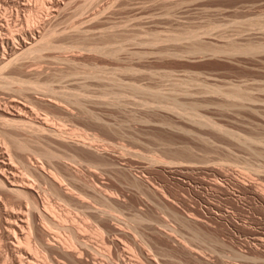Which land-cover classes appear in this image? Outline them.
Masks as SVG:
<instances>
[{
  "label": "rangeland",
  "instance_id": "rangeland-1",
  "mask_svg": "<svg viewBox=\"0 0 264 264\" xmlns=\"http://www.w3.org/2000/svg\"><path fill=\"white\" fill-rule=\"evenodd\" d=\"M39 30L54 32L52 47L9 63ZM0 55V112L21 114L15 129L0 118L2 138L77 156L19 153L40 176L33 200L67 225L46 214L56 225L43 232V219L19 214L26 199L0 189V264H264V0H0ZM47 171L62 195L79 187V205L50 195ZM28 218L37 254L16 242ZM65 237L77 241L68 255Z\"/></svg>",
  "mask_w": 264,
  "mask_h": 264
},
{
  "label": "bare ground",
  "instance_id": "bare-ground-1",
  "mask_svg": "<svg viewBox=\"0 0 264 264\" xmlns=\"http://www.w3.org/2000/svg\"><path fill=\"white\" fill-rule=\"evenodd\" d=\"M41 1V0H40ZM43 1V0H42ZM72 1V0H71ZM9 2V1H8ZM48 2V1H47ZM20 3V2H19ZM28 3V2H27ZM30 3V2H29ZM58 3V2H57ZM26 4V3H25ZM43 3H41V5H42ZM55 6V5H54ZM73 6V5H72ZM50 7V6H49ZM66 7V6H65ZM45 8H47V7H45ZM27 10V9H26ZM83 10V9H82ZM44 11V10H43ZM42 11V12H43ZM48 11V10H47ZM55 11V10H54ZM3 13V12H2ZM41 13V12H40ZM45 13V12H44ZM84 13V12H83ZM42 15V14H41ZM54 16V15H53ZM4 17V16H3ZM19 17V16H18ZM86 17V16H85ZM40 18H42V17H40ZM3 19V18H2ZM28 20V19H27ZM9 21V20H8ZM30 23V22H29ZM11 25V24H10ZM88 25V24H87ZM50 27V26H49ZM43 29V28H42ZM44 30V29H43ZM48 30V29H47ZM17 31V30H16ZM40 31V35H39V37L36 39V38H34V42H32V43H28L30 46H26V48H25V50H22V52L21 53H16V51L14 52V53H9L11 56L12 55H16L14 58H16V59H11V60H9V63H12L14 60H17V57L18 58H20L19 56H24V54L26 53V55H28V53L30 54H34V55H40V53H41V51H43L44 49H48V48H50V47H52V44H51V37L54 35L53 33L54 32H52V31H48V33L47 32H45V33H43L42 34V31L41 30H39ZM46 31V30H45ZM14 32V31H13ZM12 32V33H13ZM96 33V32H95ZM108 33V32H107ZM19 34V33H18ZM21 34V33H20ZM24 34V33H23ZM86 34V33H85ZM88 34V33H87ZM65 35V34H64ZM14 36H15V34H14ZM70 36V35H69ZM28 37V36H27ZM64 37V36H63ZM103 37H104V35H103ZM73 38V37H72ZM105 38V37H104ZM8 39V38H7ZM111 39V38H110ZM10 40V39H9ZM9 40H7V41H5V43L4 44H6V46L7 47H10L11 46V43H10V41ZM12 40V39H11ZM15 40H16V38H15ZM30 40V39H29ZM76 40H78V39H76ZM4 41V40H3ZM13 42V41H12ZM78 42V41H77ZM85 42V41H84ZM14 43V42H13ZM74 43L76 44V42L74 41ZM27 44V45H28ZM14 45H17V44H13V46ZM26 45V44H25ZM2 46H3V44H2ZM12 46V47H13ZM54 46V45H53ZM76 46V45H75ZM4 47V46H3ZM2 47V48H3ZM11 47V48H12ZM93 47V46H92ZM18 48V47H17ZM62 48V47H61ZM66 48V47H65ZM97 48V47H96ZM96 48H94L95 50H96ZM109 48V47H108ZM14 49V48H13ZM13 49H11V51L13 50ZM3 50H6V49H3ZM16 50V49H15ZM69 50V49H68ZM97 50H98V48H97ZM100 50V49H99ZM13 52V51H12ZM52 52V51H51ZM110 52V51H109ZM108 52V53H109ZM111 53H112V51H111ZM111 53H109V55H111ZM114 53V52H113ZM23 54V55H22ZM30 54V55H31ZM115 54V53H114ZM113 54V55H114ZM2 55H4V54H2ZM46 55V54H45ZM1 56V55H0ZM42 56V55H41ZM115 56H117V55H115ZM114 56V57H115ZM7 56H3L2 58H0V65L3 63V61L5 62V60L7 59L6 58ZM26 57V56H25ZM141 57V56H140ZM125 58V57H124ZM13 60V61H12ZM10 61H12V62H10ZM18 61V60H17ZM60 61V60H59ZM8 63V64H9ZM15 63V62H14ZM5 66V67H4ZM8 66V65H7ZM11 67V66H10ZM96 67V66H95ZM2 68H6V63L3 65V66H0V73H2L3 72V69ZM8 68V67H7ZM1 70H2V72H1ZM98 71V70H97ZM137 73V72H136ZM41 74V73H40ZM2 75V74H1ZM96 75V74H95ZM5 81H2V82H4L5 84L7 83V84H9V82H7V80H8V78L7 79H5L4 77H2ZM9 78H10V76H9ZM77 78V77H76ZM0 79H1V76H0ZM110 80H112V78L110 79ZM1 81V80H0ZM72 81V80H71ZM22 83H24V82H22ZM83 83V82H82ZM99 83H101V82H99ZM1 84H3V83H0V85ZM5 84H3V85H1L3 88L4 87H6L5 86ZM6 84V85H7ZM112 84V82L110 83V85ZM21 86V85H20ZM33 87L34 88V86H32V85H29L28 86V89H29V87ZM36 86V85H35ZM50 87H51V85H49ZM49 86H46L45 85V90L49 87ZM22 87V86H21ZM20 87V88H21ZM24 87V86H23ZM39 87H41L40 89H42L43 87H44V85L43 86H41V85H37V88L36 89H39ZM138 87V86H137ZM136 86L134 87V88H136V89H138ZM7 88V87H6ZM24 88H26V87H24ZM24 88H22V89H24ZM32 88V89H33ZM34 88V89H35ZM0 89H2L1 87H0ZM19 89V88H18ZM31 89V88H30ZM44 89V88H43ZM42 89V90H43ZM49 89V88H48ZM47 89V90H48ZM90 89V88H89ZM89 89H87V90H89ZM139 89H140V87H139ZM149 89V88H148ZM3 90V89H2ZM19 90H21V89H19ZM41 90V91H42ZM50 90V89H49ZM91 90V89H90ZM24 91V90H23ZM44 91V90H43ZM51 91V90H50ZM236 91V90H235ZM234 91V92H235ZM240 91V90H239ZM238 90L236 91V94H238V96H240V95H242V93L243 92H241V94H240V92H239ZM31 92V91H30ZM150 92V91H149ZM233 92V93H234ZM151 93V92H150ZM156 93V92H155ZM160 93V92H159ZM229 93H231V92H229ZM19 94L21 95V93L19 92ZM86 94V93H85ZM112 94V93H111ZM244 94V93H243ZM17 95V94H16ZM234 95V94H233ZM246 94H244V96H245ZM80 96V95H79ZM83 96V95H82ZM81 96V97H82ZM159 96V95H158ZM231 96V95H230ZM235 97L237 96V95H234ZM243 96V97H244ZM23 97V96H22ZM21 97V98H22ZM54 97V96H53ZM235 97H233V98H235ZM242 96H240V98H241ZM89 98V97H88ZM159 98V97H158ZM249 98V97H248ZM246 99V98H245ZM14 99H11V101L10 102H12ZM238 100H240V99H238ZM237 100V101H238ZM251 100V99H250ZM15 101V100H14ZM235 101V100H234ZM30 103V102H29ZM2 104H3V102H2ZM10 104V103H9ZM8 105V104H7ZM13 105V104H12ZM18 105V104H17ZM13 107V106H12ZM11 107V108H12ZM15 107V106H14ZM20 107V106H19ZM13 109V108H12ZM21 109H22V107H21ZM3 110V109H2ZM10 110V109H9ZM14 110V109H13ZM15 110H16V107H15ZM7 111V110H6ZM6 111H1L0 112V118H2L1 120L2 121H4L7 125L6 126H8V122H9V124L11 123V121L13 122V123H15V122H19V120L17 121L15 118H17V117H19V115H21V114H13L12 112H6ZM11 111V110H10ZM21 111H24V110H21ZM20 111V112H21ZM16 112H17V110H16ZM27 117V116H26ZM34 117V116H33ZM14 120V121H13ZM23 120V119H22ZM2 121H0V122H2ZM41 122V121H40ZM5 123H1V125L0 126H2V124H4L3 126H5ZM13 123H11L10 125H9V127H11V125H13L12 127L15 129V125L13 124ZM24 123H25V120H24ZM26 123H28L27 121H26ZM30 123V122H29ZM19 125L21 126V122L19 123ZM23 125V124H22ZM27 125V124H26ZM33 125V124H32ZM35 125V124H34ZM33 125V126H34ZM38 126H39V124H37ZM37 125H35V126H37ZM19 126V127H20ZM31 126V125H30ZM32 126V127H33ZM34 126V127H35ZM19 127H17V129L19 128ZM50 127L51 126H49L48 125V123L46 122V121H44L43 123H40V126L38 127V128H41V131H42V129L43 130H45L46 129V131H48V132H51V129H50ZM6 128V127H5ZM48 128V129H47ZM52 128V127H51ZM54 128V127H53ZM10 129V128H9ZM9 129H7V130H9ZM22 129V128H21ZM36 129V128H35ZM1 130L3 131V129H0V135H1V138L3 137L2 136V134H1ZM50 130V131H49ZM58 130H60V129H58ZM18 131V130H17ZM38 131V130H37ZM40 131V130H39ZM9 131H7V133L4 131V133L5 134H3L4 136L6 135V137H4V138H2V139H5V142L7 141L8 142V144L7 143H3V145L5 146V149L2 147V150L0 151V156H1V160H0V189L1 190H3L5 193H8V194H12L13 196H18L17 198H21L22 197V199L24 198V200L26 199V201H25V203L27 202V205L25 206V209H23V207L21 206V208H22V210L19 212V214H22L23 215V217L24 216H27V217H30V219H34L35 220V218L36 219H38V218H41V220L43 219V226H42V228L44 229V231L43 232H47V231H49L50 229H51V225H49L48 226V224L49 223H51V224H53L50 220H49V218H47L48 219V221H47V219H46V214H48V215H50V216H52L54 219H56V216L60 219V221H58V224L61 226V225H67L66 223H63L65 220H63V218L61 217L62 215H61V213L59 214V215H61V216H59L58 215V213H57V210H56V212H55V210H54V206H53V204H51L48 200V196L47 195H49V194H46L45 195V192H44V197L45 196H47L46 198L48 199V200H44V202H43V208H42V206L40 205V204H38V203H35L36 201H34L33 200V196H32V190L34 189V186L35 185H38V182H39V180H38V178H40V176L38 175V174H36L38 177H35L36 175L33 173V171L31 172V170L33 169H31L30 170V164L29 163H27L28 161L26 160V159H24L19 153H25V154H27L26 152H30L31 154H35V159H36V157H41V158H45L46 160H48V162L50 163V161L51 160H53V158H55L57 161L59 160V158L61 159V160H63V158L62 157H65V155L64 156H62V157H60V156H58L59 155V153L56 151V153L55 152H53L54 150H52V148H51V150L49 149V148H47V147H45V146H47V145H44L42 142V145H41V147H40V145H39V141L37 142V144L39 145H35V143L34 144H30L31 146L32 145H34V146H36L37 148H34V147H31V146H29L28 144H29V142L27 141V143L28 144H26V143H23L24 141V139H20V140H22V141H18V137L15 139V135L12 137V134L11 135H9V133H8ZM35 132H36V130H35ZM52 132L54 133V132H58V133H60L59 131H53L52 130ZM3 133V132H2ZM13 133V132H12ZM52 133V134H53ZM9 136H8V135ZM51 134V133H50ZM64 134V133H63ZM62 134V135H63ZM57 135H60V134H57ZM56 135V136H57ZM32 136V135H31ZM40 136V135H39ZM54 137V136H53ZM63 137H64V135H63ZM58 138V137H57ZM63 141H65V139L63 140ZM67 141V140H66ZM2 142V141H1ZM68 143H69V140L67 141ZM70 142H73V143H75L74 141H70ZM88 142V141H87ZM65 143V142H64ZM67 143V144H68ZM83 143V142H82ZM82 143L80 144L81 146H83L82 145ZM91 143H92V141H91ZM71 144V143H70ZM75 144H78V148L80 147V145H79V143H75ZM75 144H71V145H75ZM85 144V143H84ZM90 143H88L87 145H89ZM2 145V144H1ZM70 145V146H71ZM91 145V147H93L92 146V144H90ZM42 146H44V147H42ZM76 146V145H75ZM86 145H84V147H85ZM95 146V145H94ZM40 147V148H39ZM49 147V146H48ZM72 148L74 147V146H71ZM84 147H82L83 149H84ZM7 148V149H6ZM77 148V149H78ZM81 148V149H82ZM86 148H90V146L89 147H85V149ZM55 149V148H54ZM84 149V150H85ZM90 149H93V148H90ZM90 149H89V151H90ZM94 151V150H93ZM79 152V151H78ZM77 152V153H78ZM58 153V154H57ZM76 153V152H75ZM22 154V155H23ZM64 154V153H63ZM71 154V153H70ZM30 155V154H29ZM28 155V156H29ZM71 155H73V156H75L74 155V153L73 154H71ZM77 155V154H76ZM76 157L77 156H75L73 159L72 158H70V156H68V158L69 159H72V160H74V159H76ZM78 157H79V155H78ZM6 158H8V159H6ZM37 158V159H38ZM40 158V159H41ZM58 158V159H57ZM67 157H66V159H64V160H67L68 159ZM55 159L53 160V161H55ZM79 159V158H78ZM77 159V160H78ZM26 160V161H25ZM30 160H31V158H30ZM64 160L62 161V162H64ZM6 161H9V163L7 162L6 163ZM39 161V160H38ZM60 161V160H59ZM71 161V160H70ZM15 162L17 163V164H19L22 168H23V170L22 171H25V175H21V178H19L17 175H20V174H17L16 175V172H15V168H14V164H15ZM72 162H75V161H72ZM31 163V162H30ZM16 164V165H17ZM29 164V165H28ZM73 165V164H72ZM87 165V164H86ZM32 166V165H31ZM35 166H37V165H35ZM40 166V169L39 170H41L42 172H44L43 171V167L41 166V165H39ZM41 167L43 168V169H41ZM37 168V167H36ZM67 168H68V166H67ZM36 170V169H35ZM37 171H38V169H37ZM34 172H36V171H34ZM40 172V171H39ZM39 172H36V173H39ZM50 172V171H49ZM52 172V171H51ZM22 173H24V172H22ZM41 173V172H40ZM46 173H48V171L46 172ZM61 174V173H60ZM43 175V174H42ZM45 175V174H44ZM57 175H59V174H57ZM62 175V174H61ZM23 177V178H22ZM45 181L47 182V184L48 185H50V187H49V189L47 190L46 188L48 187H45V191L47 190L49 193H50V195L54 198V196L57 198V200H59L60 199V201H63V202H66V204L67 205H69V204H75V205H79L80 204V201L81 200H83V194H80V190H79V187H77V185L75 186L74 184L72 185V187L70 186L68 189L70 190V188H72L71 190H70V192H68V191H66V195H62L61 193L63 192L62 190H64L63 189V187H64V185H66L65 183H62V181H61V179L59 178L60 177V175L57 177L55 174H53V172L52 173H48V174H46L45 176ZM43 177V178H44ZM62 178V177H61ZM33 179H35V182L36 181H38L37 183H34V181H33ZM64 179L65 180H67V178H65L64 177ZM73 179V178H72ZM42 180V179H41ZM69 180H71V179H69ZM74 181V180H73ZM78 182V181H77ZM41 183V182H40ZM72 183V182H71ZM74 183H75V181H74ZM35 184V185H34ZM42 184H44V181H43V183ZM70 184V183H69ZM76 184V183H75ZM34 185V186H33ZM41 184H39V186H40ZM63 186V187H62ZM36 187V186H35ZM41 187H42V185H41ZM43 187V188H44ZM40 189V188H39ZM65 189H67V186H66V188ZM0 190V191H1ZM43 190V191H44ZM46 191V192H47ZM65 191V190H64ZM39 192V191H38ZM47 192V193H48ZM1 193H2V191H1ZM64 193V192H63ZM3 194V193H2ZM65 194V193H64ZM32 196V197H31ZM0 197H1V195H0ZM43 197V198H44ZM31 198H32V200H31ZM45 198V199H46ZM86 198V197H85ZM87 198H88V196H87ZM98 198V197H97ZM111 198V197H110ZM1 199V198H0ZM105 199V198H104ZM106 199H108V198H106ZM101 200H103V199H101ZM43 201V200H42ZM97 201V200H96ZM111 201V200H110ZM9 202V201H8ZM40 202V201H39ZM62 202V203H63ZM84 202H86V201H84ZM114 202V201H113ZM1 203V202H0ZM22 203H24V201L22 202ZM77 203V204H76ZM88 203V202H87ZM91 203V202H90ZM3 204V203H2ZM7 204V203H6ZM85 204V203H84ZM83 204V205H84ZM97 204V203H96ZM103 204V203H102ZM113 204V203H112ZM18 205H21V204H18ZM23 205V204H22ZM65 205V204H64ZM104 205V204H103ZM1 206V205H0ZM4 206H6L5 204H4ZM8 206V205H7ZM10 206V205H9ZM12 206V205H11ZM10 206V207H11ZM42 208V209H40V207ZM86 206H87V204H86ZM85 206V207H86ZM105 207H106V204L104 205ZM2 207V206H1ZM16 207H17V205H16ZM19 207V206H18ZM107 207H109V206H107ZM4 208V207H3ZM8 208V207H7ZM6 208V210L8 211V210H11L10 212H12V214L13 213H17L18 212V209H17V211H12V209L10 208H8L7 209ZM20 208V207H19ZM61 208V207H60ZM89 208V207H88ZM14 209V208H13ZM107 210H108V208H106ZM109 209H111V207H109ZM113 209V208H112ZM115 209V208H114ZM117 209H119V208H117ZM20 210V209H19ZM63 210V209H62ZM69 210V209H68ZM95 210V209H94ZM61 211V210H60ZM73 211V210H72ZM78 211V210H77ZM86 211V210H85ZM98 211V210H97ZM100 211V210H99ZM109 211H111V210H109ZM113 211H115V210H113ZM113 211H111V213L113 212ZM65 212V211H64ZM80 212V211H79ZM105 212H108V211H104V213ZM84 213V212H83ZM104 213H101V214H104ZM110 213V214H111ZM115 213H117V211L115 212ZM119 213H121V212H119ZM77 214V213H76ZM106 214V216H107V218H108V216L110 215L109 214V212L108 213H105ZM107 214H109V215H107ZM113 214V213H112ZM125 214V213H124ZM117 215H120V214H116V216L114 215H112V220H111V218L110 219H107V220H111V222L113 221V219H119V217L120 216H117ZM122 215V214H121ZM14 216H15V214H14ZM103 216V215H102ZM105 216V215H104ZM19 217V216H18ZM26 217V218H27ZM47 217H49V216H47ZM83 217V216H82ZM115 217V218H114ZM117 217V218H116ZM135 217V220H136V218H140L139 216L137 217V216H134ZM57 218V219H58ZM87 218V217H86ZM91 218V217H90ZM124 219H125V217H123ZM131 218V217H130ZM130 218H129V220H130ZM120 219H122V218H120ZM127 219V218H126ZM132 220H133V222L135 221L133 218H131ZM7 220V219H6ZM23 220V219H22ZM21 220V226H20V223H18L19 225L18 226H20V228H22V229H24L25 228V226H26V230L28 231H26L27 233V235L24 233V239L23 240H19V239H17L16 240V242H17V244L19 245L18 247H20L21 245V247H23L24 249H25V251H26V253H29V254H31V253H34V254H37L38 252H39V247L36 245L37 244V242H35L36 244H34L33 242H32V238H31V236L33 237V231H32V225L34 224L35 225V222L32 220V222L33 223H31L30 221H29V218H28V220H23L22 221ZM40 220V221H41ZM101 220V219H100ZM129 220H127V221H129ZM132 220H131V222H132ZM140 220H141V218H140ZM10 221V220H9ZM54 221V220H53ZM114 221H118V220H114ZM122 221V220H121ZM124 221V220H123ZM13 222V221H12ZM17 222V221H16ZM49 222V223H48ZM74 222V221H73ZM76 222V221H75ZM74 222V223H75ZM98 222V221H97ZM110 222V223H111ZM125 222V221H124ZM136 222V221H135ZM135 222L133 223V224H135ZM139 222H141V221H139ZM138 222V223H139ZM48 223V224H47ZM55 223V222H54ZM71 223H72V220H71ZM74 223H72V224H74ZM77 223V222H76ZM101 223V222H100ZM109 223V224H110ZM114 223H116V222H114ZM113 223V225H115ZM130 223V222H129ZM137 223V224H138ZM14 224V223H13ZM117 224V223H116ZM17 225V224H16ZM33 225V226H34ZM38 225L40 226V224H39V222H38ZM54 225V227H55V225H56V223L55 224H53ZM52 225V226H53ZM75 225V224H74ZM73 225V226H74ZM85 225V224H84ZM113 225H110V226H113ZM144 225V224H143ZM142 225V226H143ZM59 226V227H60ZM71 226V225H70ZM75 226H78V225H75ZM122 226V225H121ZM36 227V226H35ZM62 227V226H61ZM65 227V226H64ZM63 227V229H66V228H64ZM67 228H69V231L70 232H72L73 231V235L74 234H76V239H77V232H78V230H77V227L75 228V227H72V231L70 230V227H68V226H66ZM79 227V226H78ZM101 227V226H100ZM116 227V226H115ZM132 227V226H131ZM79 228H81V227H79ZM118 228V227H117ZM137 228V227H136ZM35 229V228H34ZM33 229V230H34ZM86 229V228H85ZM11 230V229H10ZM66 230H68V229H66ZM135 230V229H134ZM25 231V230H24ZM23 230H22V232H24ZM39 231V230H38ZM79 231H82V230H79ZM98 231V233H100V231H99V229L97 230ZM101 231H103L102 229H101ZM40 232V231H39ZM42 232V233H43ZM52 232V231H51ZM136 232V231H135ZM35 233H36V231H35ZM79 233V232H78ZM97 233V234H98ZM32 234V235H31ZM68 234V233H67ZM69 234H71V233H69ZM101 234H102V232H101ZM100 234V235H101ZM116 234H118V233H116ZM123 234V233H122ZM125 234V233H124ZM18 235V234H17ZM73 235H71V236H73ZM119 235H120V233H119ZM15 236H16V233H15ZM68 236V235H67ZM70 236V235H69ZM75 236V235H74ZM88 236V235H87ZM102 236V235H101ZM105 236V235H104ZM111 236V235H110ZM17 237V236H16ZM62 237V236H61ZM138 237V236H137ZM35 238V237H34ZM34 238H33V240H34ZM117 238V237H116ZM139 238V237H138ZM143 238V237H142ZM63 239H64V237H63ZM67 239V237H65V240H64V242H63V244L65 243V246L62 244L61 246H62V248L61 247H59V245H58V247H59V249L61 248L62 249V252H67V255H68V252L69 251H74L73 249H75V248H73L72 249V247L74 246V242H76L77 243V241H76V239H74L73 237H71V238H69L68 237V240H66ZM122 239V238H121ZM42 240H45V239H42ZM41 240V242H43ZM61 239L59 238V241H60ZM75 240V241H74ZM78 240V239H77ZM80 240V239H79ZM125 240V239H124ZM133 240H134V238H133ZM141 240H143V239H141ZM36 241V240H35ZM39 242H40V240H38ZM46 241V240H45ZM49 241V240H48ZM48 241H47V243H45L44 242V246L43 247H45V245H46V247L48 246V245H50L49 243H48ZM139 241V240H138ZM39 243V246L41 247L42 245H43V243ZM58 242V241H57ZM62 242V241H61ZM137 242V241H136ZM142 242V241H141ZM59 243V242H58ZM80 243H81V241H80ZM14 244V243H13ZM59 244H61V243H59ZM83 244V243H82ZM128 244V243H127ZM53 245H55V244H53ZM76 245V244H75ZM146 245V244H145ZM15 246H17V245H15ZM77 246V245H76ZM85 246V245H84ZM83 246V247H84ZM136 246H137V244H136ZM57 246L55 245V248H56ZM57 247V248H58ZM87 248H89V246L87 245L86 246ZM85 247V248H86ZM149 247V246H148ZM48 248V250H49V246L47 247ZM52 248V247H51ZM150 248V247H149ZM44 249V248H43ZM53 249V248H52ZM70 249V250H69ZM94 249V248H93ZM132 249V248H131ZM134 249V248H133ZM148 249V248H147ZM151 249V248H150ZM260 249V248H259ZM45 250V249H44ZM44 250H42V253H43V251ZM141 250V249H140ZM45 251H47V250H45ZM56 251V250H55ZM101 251V250H100ZM18 252V251H17ZM40 252H41V250H40ZM78 251H76V253H77ZM97 252V251H96ZM142 252V251H141ZM41 253V254H42ZM46 253V252H45ZM44 253V254H45ZM78 253H80V251L78 252ZM84 253V252H83ZM147 253V252H146ZM44 254H42L43 256H44ZM66 255V254H65ZM78 255V254H77ZM80 255V254H79ZM83 255V254H82ZM94 255V254H93ZM22 256V255H21ZM45 256H46V254H45ZM74 256V255H73ZM81 256V255H80ZM84 256V255H83ZM107 256V255H106ZM149 256H151V255H149ZM19 257V256H18ZM28 257V256H27ZM79 257V256H78ZM77 257V258H78ZM139 257V256H138ZM98 258V257H97ZM109 261L110 260V258H109V256L106 258V260L105 261ZM113 260V259H112ZM109 262H112V261H109ZM137 262V261H136ZM95 263V262H94ZM99 263H101V264H104V261H103V263L102 262H99ZM263 263V262H262ZM108 264V263H107ZM110 264V263H109ZM114 264V263H113ZM134 264V263H133ZM136 264H138V263H136Z\"/></svg>",
  "mask_w": 264,
  "mask_h": 264
}]
</instances>
